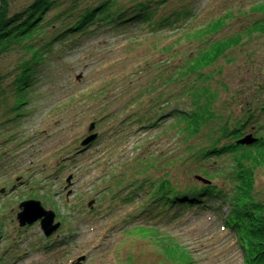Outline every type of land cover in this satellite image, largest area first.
<instances>
[{"label": "rangeland", "instance_id": "rangeland-1", "mask_svg": "<svg viewBox=\"0 0 264 264\" xmlns=\"http://www.w3.org/2000/svg\"><path fill=\"white\" fill-rule=\"evenodd\" d=\"M192 2L197 17L175 32L149 33L135 27L88 35L68 48L54 44L53 51L36 66L33 86L22 93L14 84L19 75L14 67L26 57L11 55L0 60V70L7 73L0 86L1 262L246 264L222 219L212 212L187 214L169 223L159 217L126 223L131 206L123 205L120 199L141 179L159 182L166 174L174 179L184 176L189 167L185 160L191 153L188 147L202 142L196 139L189 145L170 136L158 138L157 129L134 130L129 122L136 118L140 106L131 100L142 88L152 86L159 77L156 75L176 72L190 54L203 48L212 24L226 25L213 38L220 40L264 17V0ZM173 6L169 4L171 9ZM165 60L161 69L151 67L149 74L140 71L152 62ZM219 71L220 75L206 85L213 88L219 86L218 81L226 84L228 93H221V101L215 106L216 113L222 114L219 109L234 104L229 95L242 91L241 99L248 101L264 84V74L260 73H264V38L244 36L242 44L208 73ZM197 79L192 76L190 82ZM198 85L205 83L200 80ZM179 88L175 82L171 93ZM17 93L26 101L14 106ZM149 98H142L145 105ZM240 103L245 102L239 97L233 108L237 114ZM260 120L264 121V116ZM172 122L170 119L165 124ZM94 133L97 138L81 147ZM257 176L258 189L264 190L263 172ZM25 200H38L53 211L55 222L61 224L59 229L46 237L39 221L20 227L17 214ZM129 229L134 233L127 234ZM83 256L85 259L78 261Z\"/></svg>", "mask_w": 264, "mask_h": 264}, {"label": "trees", "instance_id": "trees-1", "mask_svg": "<svg viewBox=\"0 0 264 264\" xmlns=\"http://www.w3.org/2000/svg\"><path fill=\"white\" fill-rule=\"evenodd\" d=\"M192 1L0 0V60L11 55L26 57L14 67L19 71L14 84L22 93L33 86L36 66L43 63L46 53L53 51L54 44H65L68 48L88 35L135 27L149 33L175 32L197 17ZM169 4H174L172 9ZM225 26L220 22L209 26L203 48L190 54L176 72L156 75L157 81L142 88L130 102L140 106L136 118L129 122L134 130L157 129L156 137L170 136L189 145L201 139L199 145L188 147L191 153L185 160L189 163L185 175L174 179L166 174L159 182L141 179L136 188L120 199L123 205L131 206L126 223L140 219L152 221L156 217L169 223L187 214L212 212L222 219L225 230L244 254L246 264H264V190L258 189L257 176L259 172L264 174V121L260 120L264 116V84L256 88L258 91L248 101L241 99L242 91L229 95V101L234 104L219 109L222 114L216 113L215 106L221 101V93H228L226 84L218 81L219 86L206 85L220 75V71L209 74L208 70L240 46L244 36L264 38V17L252 20L237 34L213 39ZM166 62H152L140 71L149 74L151 67L161 69ZM6 74L0 70V86ZM192 76L198 77L196 83L190 82ZM200 80L205 85L200 87ZM175 82L180 86L179 91L171 93ZM20 95L14 97V106L26 101ZM144 95L150 97L146 105ZM239 97L245 103L239 104L237 114L233 108ZM243 105L246 107L241 113ZM170 119L173 122L166 126ZM249 136L254 142H241ZM120 180L116 182L118 185ZM1 224L4 222L0 221ZM130 233L134 229H129L127 234ZM0 264L4 263L0 261Z\"/></svg>", "mask_w": 264, "mask_h": 264}, {"label": "water", "instance_id": "water-1", "mask_svg": "<svg viewBox=\"0 0 264 264\" xmlns=\"http://www.w3.org/2000/svg\"><path fill=\"white\" fill-rule=\"evenodd\" d=\"M93 129L94 124L90 126L89 131L92 132ZM97 136L98 135L96 133L91 134L82 141L81 146L87 147L97 138ZM241 142L250 144L254 141L252 140V137L249 136ZM68 182H70V179L68 180ZM13 190L14 188H12V191ZM1 192L4 193L5 189H2ZM19 208L20 212L17 214V220L20 227L32 225L39 221L45 236L49 237L54 232H56L61 225L59 222H55V213L51 210H46L38 200H25L19 204ZM84 259L85 257L83 256L79 258L78 261Z\"/></svg>", "mask_w": 264, "mask_h": 264}]
</instances>
